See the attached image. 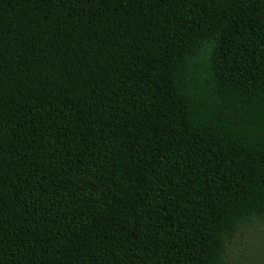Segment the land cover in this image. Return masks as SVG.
I'll use <instances>...</instances> for the list:
<instances>
[{
	"label": "trees",
	"instance_id": "16d2710c",
	"mask_svg": "<svg viewBox=\"0 0 264 264\" xmlns=\"http://www.w3.org/2000/svg\"><path fill=\"white\" fill-rule=\"evenodd\" d=\"M264 220V0H0V264H228Z\"/></svg>",
	"mask_w": 264,
	"mask_h": 264
},
{
	"label": "rangeland",
	"instance_id": "374dc122",
	"mask_svg": "<svg viewBox=\"0 0 264 264\" xmlns=\"http://www.w3.org/2000/svg\"><path fill=\"white\" fill-rule=\"evenodd\" d=\"M228 264H264V220L255 221L229 245Z\"/></svg>",
	"mask_w": 264,
	"mask_h": 264
}]
</instances>
